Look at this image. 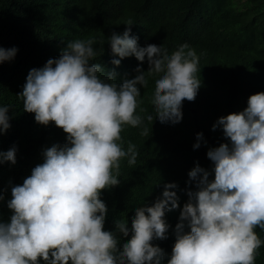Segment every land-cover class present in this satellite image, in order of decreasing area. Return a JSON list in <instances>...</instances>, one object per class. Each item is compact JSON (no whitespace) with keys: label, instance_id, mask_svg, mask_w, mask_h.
Returning <instances> with one entry per match:
<instances>
[{"label":"clouds","instance_id":"9594fccd","mask_svg":"<svg viewBox=\"0 0 264 264\" xmlns=\"http://www.w3.org/2000/svg\"><path fill=\"white\" fill-rule=\"evenodd\" d=\"M108 40L120 58L111 61L114 66L132 56L147 60L149 76H159L151 100L155 120L180 123L183 102H194L200 87L196 52L187 43L171 55L162 46L140 47L130 27ZM95 43L72 41L59 58L27 74L19 94L24 112L34 114L37 124L54 123L66 143L44 150L43 163L11 188L10 222H0V264H161L165 256L152 242L168 238L165 215L180 207L175 183L164 184L151 206L135 209L130 229L126 221H115L123 238L130 235L127 242L121 245L115 232L104 230L108 209L101 194L119 185L121 160L132 166L138 156L134 144L122 147L121 133L154 117L136 114L146 72L137 67L134 79L117 83L114 72L90 64ZM16 53L15 47H0V64ZM8 111L0 106V136L10 127ZM218 127L229 143L206 153L214 165L212 180L198 164L188 172L196 190L186 191L167 264H255L264 244L254 231L264 230V92L249 96L243 111L218 118L212 131ZM140 134L148 136L149 129L142 127ZM202 139L197 133L194 150ZM15 157L14 146L0 151V165L15 164Z\"/></svg>","mask_w":264,"mask_h":264},{"label":"trees","instance_id":"16d2710c","mask_svg":"<svg viewBox=\"0 0 264 264\" xmlns=\"http://www.w3.org/2000/svg\"><path fill=\"white\" fill-rule=\"evenodd\" d=\"M126 27L140 47L162 46L171 55L187 43L196 52L200 87L194 102H183L180 123L155 120L151 100L159 76L148 75L147 60L140 63L130 56L119 66L111 63L120 58L111 53L108 39L113 33L123 34ZM90 38L95 39L97 52L90 64L99 63L105 74L114 72L117 83L134 79L137 67L146 72L148 84L140 88L136 114L154 117L152 122L145 118L142 125L149 129L148 136L140 134L142 127L125 126L121 133L122 147L127 150L129 143L134 144L138 156L132 166L127 158L121 160L119 185L101 194L108 209L104 230L115 232L121 245L127 242L130 235L123 238L115 221H126L130 229L135 209L151 206L161 197L164 184L175 183L180 207L165 215L168 238L152 242L165 253L161 264H167L186 191L196 190L188 172L198 164L212 180L214 165L206 153L229 143L222 129L212 131V125L220 117L243 111L249 96L264 92V0H0V47L17 49L12 60L0 64V106L9 108L10 124L0 136V151L16 148V163L0 165V222H10L11 188L22 185L43 163L44 150L66 143L65 133L54 123L37 124L34 114L24 112L19 94L27 74L59 58L68 43ZM197 133L203 139L194 150ZM254 231L264 241V230ZM255 264H264V244Z\"/></svg>","mask_w":264,"mask_h":264}]
</instances>
